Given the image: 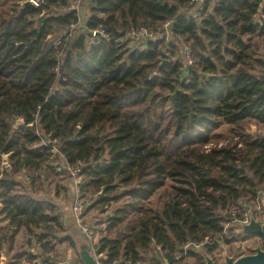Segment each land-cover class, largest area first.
<instances>
[{"label": "trees", "instance_id": "trees-1", "mask_svg": "<svg viewBox=\"0 0 264 264\" xmlns=\"http://www.w3.org/2000/svg\"><path fill=\"white\" fill-rule=\"evenodd\" d=\"M24 1L0 0V223L8 220L7 242L22 226L41 230L36 243L46 264L56 244L76 249L72 236L58 235L67 220L57 206L34 193L37 182L49 181L59 198L54 163L63 156L81 168L83 192L101 193L108 205L130 198L108 219L101 251L111 258L153 253L156 264L200 254L183 246L222 234L231 208L264 191V132H248L264 127V0H205L201 21L189 15L191 0ZM73 1L88 15L74 35ZM170 21L171 37L141 39L137 48L124 39ZM97 29L109 36L93 35ZM177 35L192 48L194 65L185 63ZM168 182L163 206L145 209ZM132 214L138 226L124 236ZM203 247L211 257L220 249Z\"/></svg>", "mask_w": 264, "mask_h": 264}, {"label": "built area", "instance_id": "built-area-1", "mask_svg": "<svg viewBox=\"0 0 264 264\" xmlns=\"http://www.w3.org/2000/svg\"><path fill=\"white\" fill-rule=\"evenodd\" d=\"M34 2L39 5V0H34ZM192 6L189 10V15H191L193 18H197L199 21L203 19V11H204V4L205 0H191ZM68 10L75 11L78 18V23L71 24V30L70 33L74 35V32L76 30H84L87 26L88 21V15L85 9H82L79 5V1H73L69 7H67ZM93 35H103L104 37H108L109 35L104 32L102 29H97L92 32ZM157 34H165L168 37H171L173 34V21L165 23L163 26L158 27V29H155L153 27L145 28L142 27L139 30H131L128 32L127 36L124 37L125 41H127L129 44L134 45L135 48L138 47V45L142 42L141 39H150L155 38ZM177 38L179 40V48L183 51L185 55V63L188 66H192L195 64V59L192 56V48L183 40V37L180 35H177ZM60 41L58 42V44ZM172 46L168 44L167 46V53L171 51ZM264 134V133H263ZM54 152H57V150L54 148ZM54 169L59 175H65L70 178L69 183L70 187H72L73 193V209L75 213V222L76 226L78 227L79 231L81 232V236L85 239L86 244L90 247V253L94 257L96 264H156V262L152 261L153 255L150 259L138 257L133 258L131 255L126 253H121L119 256L115 258H111V255L107 250L101 251L100 250V240L104 237L103 235H100L99 231L104 230L107 223H98L100 222L99 219L94 218V221H91V217H89L90 220L86 219V215L89 211H93L95 209H98L101 213L106 214V221H108L109 218H111L113 215L108 211V208L112 201H110V204L102 203L99 201V197H93L98 196L101 193L98 194H91L88 196H85L82 191V175H81V168L72 165L71 163L67 162L63 156H61V159L59 163H54ZM24 179L26 181L31 180L30 176H25ZM54 196V195H53ZM104 205L105 212H102L100 209V206ZM110 211V210H109ZM231 215L233 219L228 222L225 225V230L222 234L211 237L207 236L204 241L201 243H187L183 246L184 253L187 254L189 249H194L196 251H199L201 247H203L206 244H219V250L214 252V263L215 264H223L225 262L226 255H236V256H243L245 254H240L237 251H234L232 253H227V245H230V242H226V238L230 239V233L232 230H235L234 233L231 235L233 238L236 239V242H233V244H237V240L241 238L242 236L247 238V235L242 233V227L241 225L244 223H249L251 218H254V220L262 225L264 224V191H262L260 194H258L256 197L248 196L242 201V206H233L231 208ZM96 224V226L94 225ZM106 224V225H105ZM99 228V229H98ZM11 230H17V227L11 226ZM256 239H260L261 241L259 243H255V241H252V243H248L246 245L247 248L251 249L253 253L254 249L258 246L262 247L264 249V237L261 235H251ZM2 242V238L0 236V245ZM239 242V241H238ZM32 246L30 253L32 254L33 258L32 260L28 258L22 259V264H46L41 259V247L40 244L34 243V240L32 239ZM243 244V243H242ZM244 248V246H241ZM161 249V247H159ZM250 253V254H251ZM73 252L71 249H68V256L64 257V259L57 261V253L54 250H50L46 253V256L49 257L50 262L52 264H79V262L72 256ZM153 254V253H150ZM74 255V254H73ZM247 255V254H246ZM177 259L180 257L177 256ZM146 260V261H145ZM165 264H170L169 261H167Z\"/></svg>", "mask_w": 264, "mask_h": 264}, {"label": "rangeland", "instance_id": "rangeland-1", "mask_svg": "<svg viewBox=\"0 0 264 264\" xmlns=\"http://www.w3.org/2000/svg\"><path fill=\"white\" fill-rule=\"evenodd\" d=\"M82 6L80 5V7H82ZM227 129H228L227 126L224 125L220 129V131H222V133L224 132L225 134H227L228 133L227 132ZM259 130H260V132H264V127H259V126L255 125V124H253L251 126V128L248 130V132L251 133V134H257L259 132ZM227 141L228 140H226L225 137H224L223 139H221L220 144L223 145V144L227 143ZM59 161H60V159L57 161V163H59ZM42 174H43L42 177H44V174L45 173H42ZM64 176L59 175V178H58V180H59L60 177H62V179L59 180L61 194H60V196L58 198L59 200L57 199V203L59 205V206H57V208L59 209V211L61 212V214L64 216V219L65 220H67L66 213H67V215H68V213H70V215H72V213H73V215H72V221H74V217H75V213H74V209H73V204H74V202H73V193H74V191L72 190V187H71V190H69V185H70L69 180H70V178L68 176H66L67 178L64 177ZM83 177H82V179H83ZM171 184H172V182H168L167 185H166L167 187H163V188L159 189L148 201L145 202V204H144L145 207L144 208L145 209H148V210L149 209L155 210V209H158V208L162 207L163 204L169 198V188H170V185ZM63 185H65V187ZM56 188H57L56 183H53L52 184L49 181H47L45 184H39V182H37V185H35V189H34L35 192L34 193H35V195L40 200L45 199L47 201L50 200V201L54 202L53 200H54ZM64 188L66 190L68 189V195L71 193L72 194V197L71 196H69V197L67 196V198H66V196H65V194L63 192V190H65ZM122 189H124V188H120L119 189L120 191L118 193H116L115 195L120 196V193H121ZM83 193H84L85 196L90 195L87 192H83ZM93 197H96L97 198L98 196L96 195V196H93ZM121 197L122 198H120L119 200H115V198L111 200L112 202H111V204H110L107 212H109L112 215H114L116 209L124 206L127 201H130V198L129 197L127 198L124 195H122ZM65 210H67V211L65 212ZM89 217H91V221L92 222L94 221V218H97L100 221L98 223H103V222H106L107 223V221H106L107 220L106 219V217H107L106 214L105 213H101L98 209H95L93 211H89L87 213V215H86V219L87 220H90ZM138 219L139 218L136 216V214L130 215V221L131 222H130V224H126V225H124L121 228L122 235L127 236L128 234H130L131 232H133L137 228V226H138ZM94 225L96 226L95 223H94ZM74 226H76V224H74ZM106 228H107V225L104 228V230L99 231L100 235H103L104 236V234L106 233L105 232ZM6 231H8V230H6ZM234 232H235V230H232L231 233H230L231 242H230V245H227L226 246L227 253H232L234 251H237L240 254H245V255L246 254H250L252 252V250L249 249V248H247L246 245L248 243H252V241H255V243H259L261 241L260 239H256L253 236H247V238H245V237L242 236L241 238H239V240H237V244H233V242H236V239L233 238V236L231 235ZM39 233H42V231L41 230H36L35 232H32L31 233L30 231H28L26 229V227H24V226L20 227V230L14 236V244L15 245L14 244L13 245H10L9 243H6L7 246L10 245L12 248H13V246L15 248V253L13 254V258L17 254H19V255L26 254V252L32 246H34L30 242V239H33L34 240V243H36V240H39L38 235H37ZM79 233L81 234L80 231H79ZM9 234H10V232L8 231V235ZM17 234H18V237H17ZM69 234H71V232L69 230H66L65 233L64 232H61L58 235L60 237H63L65 235H69ZM16 237H17V239H16ZM76 237H77V235H74L73 236L75 242H76V239H77ZM4 241L6 242V240H4ZM52 243L54 244V242H52ZM83 243H85V239L83 237H81V241L80 242L79 241L76 242V249L74 250L75 253H76V256L73 255V254H72V256H74V258L77 261H80L79 251H80ZM242 245L244 246V248L241 247ZM3 247H5V246L2 245V248L1 249H3ZM68 249H69L68 243L56 244L55 245L54 251L57 253V261H60V260L64 259V257L68 256ZM43 253L44 252L42 250L41 251V258H42ZM198 253H200V254H198L197 256H186L180 263H176V264H206L204 257L207 255V253H206L204 247H201V249L199 250ZM152 255L153 254L147 253L145 255V258L146 257L151 258ZM16 257L14 258L15 259L14 263H9V264H17ZM199 258H201L202 261Z\"/></svg>", "mask_w": 264, "mask_h": 264}, {"label": "water", "instance_id": "water-1", "mask_svg": "<svg viewBox=\"0 0 264 264\" xmlns=\"http://www.w3.org/2000/svg\"><path fill=\"white\" fill-rule=\"evenodd\" d=\"M37 4L34 0H26L23 2V6H36ZM242 233L246 235H261L264 237V224H258L254 218H251L249 223H244L241 225ZM79 256L81 262L84 264H96L94 257L90 253V247L88 244L83 243ZM206 264H215L211 256H205ZM223 264H264V249L260 246L254 249L251 254L236 256V255H226L225 262Z\"/></svg>", "mask_w": 264, "mask_h": 264}, {"label": "crops", "instance_id": "crops-1", "mask_svg": "<svg viewBox=\"0 0 264 264\" xmlns=\"http://www.w3.org/2000/svg\"><path fill=\"white\" fill-rule=\"evenodd\" d=\"M71 197H72V194L70 193L69 194ZM57 199L58 198H54V204L56 205V206H59L58 205V203H57ZM59 200V199H58ZM0 209H1V205H0ZM67 210H65V212H66ZM66 218H67V226L65 227L66 229H65V231L66 230H69L70 232H71V234H69L70 236H72V238H73V236L74 235H77V239H76V242L77 241H81V235H79V233L77 232V230H76V227L74 226V221H72V215H70V213H68V215H67V213H66ZM75 224H76V222H75ZM6 226H8V220H6V221H3L2 223H0V236H1V238H2V242H1V245H0V264H9V263H14V261H15V257L13 258V254L15 253V248H14V246H13V248L10 246V245H13L14 244V241L12 242V244H10V245H6V243H8L7 242V237H8V231H6L7 229L5 228ZM11 230V229H10ZM11 231H14V230H11ZM17 237H18V234H17ZM17 237H16V239H17ZM4 240H6V242L4 241ZM17 242V241H16ZM15 242V243H16ZM30 242L32 243V239H30ZM2 245L3 246H5V247H3V249H1L2 248ZM15 245V244H14ZM31 249L32 248H30L27 252L28 253H30V251H31ZM71 249V248H70ZM71 251L73 252V254L76 256V253H75V251L73 250V249H71ZM26 252V253H27ZM31 254V253H30ZM32 256V255H31ZM23 258H26V257H23ZM22 258V259H23ZM17 259V258H16ZM22 259H21V261L20 262H18L17 261V264H22ZM42 261H43V259H41ZM8 262V263H7ZM79 262V261H78ZM80 263V262H79Z\"/></svg>", "mask_w": 264, "mask_h": 264}]
</instances>
